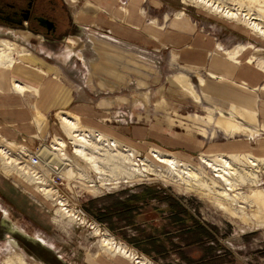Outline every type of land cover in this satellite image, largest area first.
Returning a JSON list of instances; mask_svg holds the SVG:
<instances>
[{"label": "rangeland", "instance_id": "rangeland-1", "mask_svg": "<svg viewBox=\"0 0 264 264\" xmlns=\"http://www.w3.org/2000/svg\"><path fill=\"white\" fill-rule=\"evenodd\" d=\"M55 1L63 4L60 11L67 18L65 21L84 23L87 25L85 29L77 28L61 40L49 41L26 29L3 30L0 26V41L15 43L19 49H25L27 54L40 53V56L53 64V75L60 76L72 94H78L77 99L88 103H96L101 99L100 103L106 105L103 110L111 115H106V124L116 129V133L105 130L108 137L127 142L137 151L138 156L147 157L151 162H157L147 156L153 150L171 153L195 165L200 164L202 154L230 152L240 155L244 152L264 155V112L261 110H264V40L252 33L248 34L246 26L237 27L234 22L227 23L225 18L208 9L192 7L191 3H183L181 0H143L142 3L137 0H96L104 10L110 8L107 11L109 19L124 21L119 23L129 20L125 25L129 28H126L129 37L116 42L109 28L97 24L105 22L103 19L106 17L98 13L102 10L95 9L97 15L90 13L94 11L89 8L93 7L90 0H63L64 3L62 0ZM220 1L227 5H238L264 20V0ZM132 7L147 13L144 21L148 24L154 22L155 28L151 30L144 24L142 28L141 25L134 27L132 20L127 18V10ZM179 10L184 12L183 18L174 23L173 15ZM165 14L171 18L167 20ZM193 28L194 37L200 33L198 39L206 43V47L207 37L211 38L209 47L213 48L215 55L220 53L227 57L225 50L230 52L244 46L238 55L239 62L230 61L236 64L239 72L241 70L240 76L248 75V78L256 80L250 81L246 77L240 79L238 76V79L232 77L216 81L207 76L211 68H196L184 63L180 56L176 58L174 50L170 53L171 47L157 46L160 33L164 36L175 34L187 37L192 34ZM121 30L125 31V28ZM138 32L141 37L136 35ZM73 37L78 39L79 44L77 42V45L69 48L68 40ZM184 42L179 43L178 48L191 47L188 41ZM194 48L200 46L196 44ZM250 55H254V58L252 64H247L245 62ZM15 56L17 50L13 54ZM261 58L263 61H259ZM25 61L15 63L23 65ZM40 62L32 63L29 67H35L38 75L43 77L34 83L22 82L36 88L44 86L42 79L48 74L47 71H40ZM198 75L205 79L206 84L200 86ZM12 79L18 80L10 76L7 81ZM244 81H248L246 86L251 88L250 93L241 87ZM213 83L226 87H216ZM211 86L212 91L225 93L230 100L215 98ZM235 88L246 90L245 97L251 100L252 104H248L250 110L244 115H241L240 103L229 96H241V91ZM5 90L19 93L12 89L11 82L6 89L0 88V93H5ZM136 97L139 101L133 104ZM255 103L261 104V107L258 108ZM232 104L239 111L234 110ZM31 106L34 107V115L30 124L34 132L28 135L21 133L19 137L6 136L1 131L0 134L7 142L27 147L31 153L50 156L48 159L52 158L57 168L72 175L71 168L54 159L49 148L56 134L67 139L58 122L57 112L77 113L65 109L56 110L48 118L51 126L55 122L53 131L49 135H42L47 126L45 114H36V107L33 103ZM80 119L83 124L90 125ZM124 125H149L154 128L155 134L134 138V142H131L119 135ZM36 133L39 138L34 137ZM0 170L3 173V169ZM9 173V179L0 173V197L13 210L11 212L7 204H0V219L7 220L18 233L28 239L33 236L67 264H133L121 255H115L113 260L108 259L99 248V237L92 234V224H97L101 232L126 244L139 256L148 258L152 264H264V173H259L255 185H241V191L251 202L253 212L244 211L235 215L226 212L206 195L160 180L104 185L100 186L97 193L75 188L76 199L69 198L67 191L61 188L63 184H60L59 193L69 199V207L84 217L83 224L64 219V223L56 222L53 218L59 219L60 216L55 201L47 203L43 195L31 192L36 189L32 180L17 176L14 172ZM55 181L60 183L58 178ZM53 186L56 188V184ZM249 201L244 204L248 209ZM4 240L7 246L0 248V264H20V259L23 264H49L26 253L19 243L25 242L22 239L9 234Z\"/></svg>", "mask_w": 264, "mask_h": 264}, {"label": "bare ground", "instance_id": "bare-ground-1", "mask_svg": "<svg viewBox=\"0 0 264 264\" xmlns=\"http://www.w3.org/2000/svg\"><path fill=\"white\" fill-rule=\"evenodd\" d=\"M137 1L143 2V0ZM181 1L183 3H191L192 7L199 6L208 9L218 16L225 18L227 23L229 22L232 24V22H234L237 27L240 25L246 26L248 34L252 33L259 39L264 40V20L241 9L238 5H227V3L225 4L220 0ZM134 4L135 2L131 3L130 7ZM183 13L182 10H179L173 15V17H175L173 18L174 23L179 22V20L183 18ZM127 14V18L138 19L139 21H144L147 17V13L139 12L135 10L134 7L131 9L129 8ZM165 16L167 20L171 18H168V14H165ZM153 23L154 22H152V24ZM152 24L145 22L144 25H148L152 29ZM242 26L241 28L243 29ZM77 40L78 39L74 37L69 39L68 47L73 48V46L77 45V42L79 44ZM241 49H244V46L230 52L225 50L224 54H226L228 59L232 60V62L237 63L239 62L238 55ZM16 50L17 56L13 57ZM33 56L34 55L31 53L27 54L25 49H19L15 43H11L8 40L0 41L1 75L3 76L8 69H12L17 61L30 59V61L34 63L35 57ZM253 58L254 55L248 56L245 63L250 64ZM259 61H263L262 58ZM38 67L41 69L40 71H42V73L46 72L42 67ZM241 68L243 69V66ZM224 75L227 74H222L221 72L216 73L212 70L207 71V76L216 81L226 79ZM243 77L248 78L249 76L243 75ZM243 77L241 76V78ZM246 78L245 80H247ZM198 79L200 81V86L206 84L202 76L198 75ZM248 79H250V81L256 80L253 77ZM9 81L11 82L12 89L19 93L31 91L37 95L41 92L40 90L44 88L46 90L44 86L41 88V85H39V88H36L31 84L20 82L15 79L8 80L9 85ZM246 84L248 85V81H244L241 87L248 90L247 92L250 93L249 90L251 88H248ZM0 88L3 87L0 85ZM245 91L241 90V96L229 95L232 99L236 100L237 103L240 102L241 115L248 113L251 107H249L248 104H252L250 103L251 100L245 97L247 96ZM133 100V104H136L139 98L136 97ZM232 105L234 110L239 111L236 105ZM261 110L264 112L263 109ZM35 113L41 114L42 111L36 107ZM57 117L59 124L67 135V139L56 134L50 142L49 149L54 159L59 161L60 164H66L71 168L73 172L72 175L65 172L60 167L57 168L53 163V159H48L50 156L44 155V157L39 153H31L28 151L27 147L7 142L8 140L0 134V168L3 169V173L0 170L1 174L7 176L10 175L9 172H14L17 176L32 180L36 185V189L31 192L43 195L48 201L47 203H49L50 200L55 201L57 205L56 211L60 216L59 219L56 217L53 218L56 222L61 221L64 223L62 221V219H64L67 222L69 220H74L79 222V224L85 223L84 217L77 213L74 208L69 207V199L64 198L59 193L60 184H63L61 188L67 191L69 198H75V188L97 193L101 188L100 186L103 187L104 185L112 186L121 182L133 183L141 182L142 180H160L174 184L181 189H188L195 193L206 195L232 215L241 214V212L243 213L244 211L253 212L251 202L244 192L241 191V185L252 186L257 183L259 173H264V155H259V157L255 154L244 152L240 155L230 152L227 154H202L200 156V164L195 165L194 162L191 163L189 160L179 159L171 153L153 150L151 153H148L147 156L154 158L158 163L153 161L152 163L150 158V160H148L147 157L142 158L140 155L138 156L137 151L129 146L127 142L123 143L120 139L108 137L104 129L99 128V131L93 129L97 128L94 125L83 124L78 114L69 111H59L57 112ZM38 133H36L34 137L39 138ZM30 141L33 140L30 139ZM3 143H8V145H3ZM32 144H34V142ZM12 150H14V153ZM262 153L264 154V151H262ZM207 169L212 173L211 175ZM56 178L60 179V183H56ZM71 183L72 185H70ZM53 184H56V188ZM247 201L250 202L249 209L244 205ZM3 223L6 224L7 228L14 229V226L9 224L7 220L3 219ZM91 226L92 234L99 237L98 244L100 250L108 259L113 260L115 255H121L133 262V264H152L148 258L139 256L126 244L117 241L114 237L105 232H101L97 224H92ZM29 237L31 240H36L33 236ZM19 262L23 264L21 259Z\"/></svg>", "mask_w": 264, "mask_h": 264}, {"label": "crops", "instance_id": "crops-1", "mask_svg": "<svg viewBox=\"0 0 264 264\" xmlns=\"http://www.w3.org/2000/svg\"><path fill=\"white\" fill-rule=\"evenodd\" d=\"M90 1L93 7H89V8H92L94 10L93 12H90V13L91 14L95 13V15H97L98 13H101L103 15L102 17H106L105 19H103L105 22L97 23V24H100V26L102 27L109 28V31L111 32L113 37L116 39L115 40L116 42L123 41L124 39H127V37H129V33L126 30V28L129 30V28L125 26L126 23L129 22V20H127L126 23H119V22H124V21H120L117 18L114 20L109 19L108 18L109 14L107 11H109L110 8H108L109 10H104L103 8H101V6L98 5V2L96 0H90ZM95 9H98V11L101 9L102 11L97 13ZM103 11H105L107 14ZM119 15L123 19V16L122 14H120V12H119ZM131 20H132L131 24H133L134 27L136 26L138 27L141 25L140 27L142 28V25L145 24V21L138 22V19H133V18ZM75 22L76 24L75 23L73 24H75L78 29L79 28L85 29V26H87L84 23L82 24L81 22H78V21H75ZM154 27H155V23L152 29L150 27L149 28L153 30ZM121 28H125V31H122ZM2 29L6 30L5 28H2ZM131 31L133 32V30ZM155 32H157V34L159 33L158 30ZM193 33H194V28H193L192 34L188 35L187 37L176 36L175 34L164 36L163 34L160 33L159 34L160 42L158 41L159 44L157 46L160 45V47L162 48L171 47L170 53L175 51L176 58L180 56L184 63L186 62L188 64L193 65L194 67L196 66V68L197 67H201V68L209 67L212 69V71H215L216 73L221 72L222 74H227V75H224L226 79H229L232 77H235L236 79H238V76L241 79V76L239 75L240 72H239V69L236 68V64L232 63L230 59H227L226 56H222L220 53L215 55L214 54L215 52H213L212 50L213 48L210 49L209 45H210V41L212 42L211 38L207 37L208 43L206 47L205 46L206 43H201L198 39L200 33L196 34L195 37ZM136 35L137 36L139 35L141 37L139 32ZM184 41H188L189 44H191V47L178 48L180 47L179 43L184 42ZM163 43H166V44H163ZM184 43H187V42H184ZM169 44H171V46H168ZM196 44L197 46H200V48L198 49L194 48V45L196 46ZM39 54L38 53L35 54L33 52V55H34L33 57H35L34 63H37V61H41L40 63H42V67L47 71L48 75L44 76V79H42L44 83V87H46V90L45 88L41 90L39 95L38 94L36 95L35 93L31 91H28L27 93H24L22 95L19 93L12 92V90L11 91L5 90V93H0V131L1 133L5 134L6 136H10V137H19V134L21 133L22 135H28V133L34 132L35 130L30 124L32 122V118L34 115V107L31 106L32 103L34 104L35 107L40 108V110L45 114L47 126L45 127L44 133L42 135H47V134L49 135V133L53 131L52 127H53V124L55 125V122L51 126L48 118H50V116L52 117L53 113H55V111L59 109L71 110L73 112H76L82 118V120L85 121L86 123L90 125H94L97 128L104 129L106 131H114L116 133V129L113 128L114 126H107L106 124L105 117L106 115H110V112L103 110V108H106L105 107L106 105H102L100 103L101 99L99 101L97 100L96 103L94 102L88 103L86 100L77 99L78 94L77 96H75L76 93H74L75 95L72 94V90H70L69 86L65 84V81L60 76L55 77V75H53L52 73L53 64H50L46 60L45 57H42ZM31 64L32 62L30 61V59H27L23 65L20 63L19 64L15 63L12 69L10 68L8 69V71H6L9 73V77H7L8 73L5 74L6 73L5 72L2 76L0 72L1 87L5 89L6 87H8L7 79H9L10 76H14L20 82L26 81L28 83H34L35 81H37V79H41L43 76L38 75V71L35 70V67H29ZM53 78L57 79L58 81ZM49 79L50 81L53 80L52 82L55 84L50 82ZM212 85L216 87H220V88L226 87L218 83H213ZM210 89L212 91L213 87ZM235 89H238L239 91H241L239 88H235ZM56 90L57 92H55ZM212 92L216 94L215 98H219V99L225 98L226 100H230L227 98L228 96L225 93L219 94L217 92L215 93L214 91ZM260 107H261V104L258 105V108ZM258 113L261 115V111H259ZM119 132H120L119 135L121 136L123 135L127 140L131 142H134V138H139V137L141 138V137H144L150 134H155L154 128L149 125L144 126V127L124 125L121 127ZM159 133H161V131ZM3 177L9 179L8 176H5V175H3ZM2 200L3 199H1L0 197L1 205L3 206H5V204L8 205V203L3 202ZM8 208L10 210L12 209L9 205H8ZM0 213H1V210H0ZM9 234L10 233L8 232L7 226H5L1 222V219H0V248L7 246V243L5 242L6 240L4 239ZM26 264H40V263L28 262Z\"/></svg>", "mask_w": 264, "mask_h": 264}, {"label": "flooded vegetation", "instance_id": "flooded-vegetation-1", "mask_svg": "<svg viewBox=\"0 0 264 264\" xmlns=\"http://www.w3.org/2000/svg\"><path fill=\"white\" fill-rule=\"evenodd\" d=\"M62 7L63 4L55 0H0V26L5 29H26L49 41L61 40L77 29L71 20H64L66 17L60 11ZM40 19L51 22L52 26L48 28L41 24ZM19 243L29 255L49 264H65L54 255L51 258L48 251L36 245Z\"/></svg>", "mask_w": 264, "mask_h": 264}, {"label": "water", "instance_id": "water-1", "mask_svg": "<svg viewBox=\"0 0 264 264\" xmlns=\"http://www.w3.org/2000/svg\"><path fill=\"white\" fill-rule=\"evenodd\" d=\"M40 21H41V24L46 25L48 28L52 26V23L49 22V21L42 20V19H40ZM1 222H3L2 219H1ZM7 229H8V232H9L11 235H13V236H15V237H17V238L22 239V240L25 241L26 243H31V244H33V245L38 246L39 248H42V249L48 251V253H50L49 256H50L51 258H52V255H54L57 259H59L58 255L54 254V253L51 251L50 248H48V247H46L45 245H42L41 243H39V241L28 239L27 237H25V236L21 235L20 233H18V231H17L16 229H12V228H7ZM44 261H45V260H44ZM45 262H46V261H45ZM47 262H48V261H47ZM65 264H67V263H65Z\"/></svg>", "mask_w": 264, "mask_h": 264}]
</instances>
